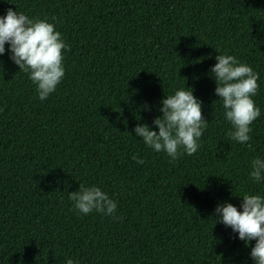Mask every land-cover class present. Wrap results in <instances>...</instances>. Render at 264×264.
Wrapping results in <instances>:
<instances>
[{
    "label": "trees",
    "instance_id": "1",
    "mask_svg": "<svg viewBox=\"0 0 264 264\" xmlns=\"http://www.w3.org/2000/svg\"><path fill=\"white\" fill-rule=\"evenodd\" d=\"M8 8L47 19L70 47L43 101L7 43L0 55V264H254L255 241L213 216L225 201L240 210L244 193L264 197V178L249 176L264 159V0H0V16ZM217 54L258 74L245 144L228 135ZM184 87L208 123L197 152L173 160L134 128L158 131L162 99ZM80 184L116 212L74 210Z\"/></svg>",
    "mask_w": 264,
    "mask_h": 264
},
{
    "label": "clouds",
    "instance_id": "2",
    "mask_svg": "<svg viewBox=\"0 0 264 264\" xmlns=\"http://www.w3.org/2000/svg\"><path fill=\"white\" fill-rule=\"evenodd\" d=\"M6 43L11 52L10 59L29 75L39 99H47L65 74L63 52L70 46L62 34L47 19L29 18L8 8L6 14L0 16V55L5 52ZM215 60L210 73L216 84L215 93L222 100L224 117L231 124L228 135L245 144L251 139L250 125L260 116V109L253 100L259 88L258 74L233 55L217 54ZM188 89H178L162 99V115L153 120L158 131L147 124H137L134 128L136 136L142 138L145 145L157 152H165L173 160L182 154L181 149L188 156L197 152L198 140L208 123L203 117L201 102ZM133 159L138 164L144 163L136 155ZM250 167L252 180L261 181L264 159L253 158ZM241 198L240 210L227 201L218 203L213 216L215 223L219 221L238 233L245 246L254 240L250 256L254 264H264V197L244 193ZM68 199L73 202L74 210L84 215L94 210L112 215L117 208L116 202L95 185L80 184L77 191L69 192ZM66 264H74V261L68 258Z\"/></svg>",
    "mask_w": 264,
    "mask_h": 264
}]
</instances>
